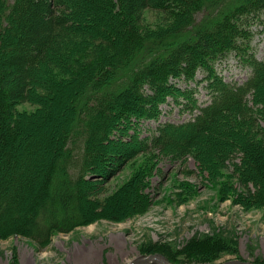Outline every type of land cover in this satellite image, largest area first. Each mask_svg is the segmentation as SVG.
I'll return each mask as SVG.
<instances>
[{
    "label": "trees",
    "instance_id": "16d2710c",
    "mask_svg": "<svg viewBox=\"0 0 264 264\" xmlns=\"http://www.w3.org/2000/svg\"><path fill=\"white\" fill-rule=\"evenodd\" d=\"M260 25L264 0H0V238L25 236L40 249L56 233L143 212L162 155L194 158L224 178L228 197L232 171L244 188L236 199L264 208ZM231 57L250 68L240 83L218 68ZM169 100L192 118L141 137L140 122L158 121ZM145 250L175 264L237 253L221 234Z\"/></svg>",
    "mask_w": 264,
    "mask_h": 264
},
{
    "label": "rangeland",
    "instance_id": "374dc122",
    "mask_svg": "<svg viewBox=\"0 0 264 264\" xmlns=\"http://www.w3.org/2000/svg\"><path fill=\"white\" fill-rule=\"evenodd\" d=\"M147 18L148 22L155 23L153 13ZM254 29L253 45L256 56L262 59L264 25ZM218 68L226 80L238 83L250 74V68L233 57ZM175 82L186 87L183 81ZM200 91L199 98L204 99L202 87ZM18 108L33 111L36 107L24 103ZM162 110L158 121L140 122L141 137H151L161 122L182 123L193 116L181 113V106L171 100L162 105ZM134 167L133 164L126 167L107 185V191L116 190L128 180ZM157 168L149 177L153 199L143 212L124 220L101 219L69 233H56L51 244L40 249L25 236L0 238V264H127L141 254H153L143 253L151 246L168 245L172 251H177L192 237L203 234H221L235 242L237 253L223 254L217 264L229 259L251 262L264 259V208L246 207L236 199L244 188L232 171L225 169L232 174L228 185L236 195L228 197L222 195L224 178L200 169L192 157L173 161L162 155Z\"/></svg>",
    "mask_w": 264,
    "mask_h": 264
},
{
    "label": "water",
    "instance_id": "95a60500",
    "mask_svg": "<svg viewBox=\"0 0 264 264\" xmlns=\"http://www.w3.org/2000/svg\"><path fill=\"white\" fill-rule=\"evenodd\" d=\"M127 264H175L171 262L165 255L161 253H153V254H141L132 260H130ZM218 264H259L256 262H251L243 259H229Z\"/></svg>",
    "mask_w": 264,
    "mask_h": 264
},
{
    "label": "bare ground",
    "instance_id": "6f19581e",
    "mask_svg": "<svg viewBox=\"0 0 264 264\" xmlns=\"http://www.w3.org/2000/svg\"><path fill=\"white\" fill-rule=\"evenodd\" d=\"M143 255V254H142Z\"/></svg>",
    "mask_w": 264,
    "mask_h": 264
}]
</instances>
